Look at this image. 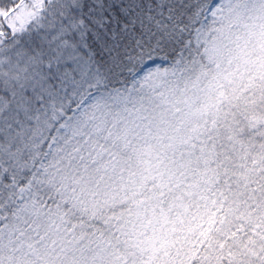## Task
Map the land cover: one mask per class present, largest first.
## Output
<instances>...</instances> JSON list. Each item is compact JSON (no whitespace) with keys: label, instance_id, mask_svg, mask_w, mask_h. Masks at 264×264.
<instances>
[{"label":"snow or ice","instance_id":"obj_1","mask_svg":"<svg viewBox=\"0 0 264 264\" xmlns=\"http://www.w3.org/2000/svg\"><path fill=\"white\" fill-rule=\"evenodd\" d=\"M0 264H264V0H0Z\"/></svg>","mask_w":264,"mask_h":264}]
</instances>
